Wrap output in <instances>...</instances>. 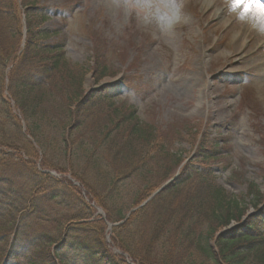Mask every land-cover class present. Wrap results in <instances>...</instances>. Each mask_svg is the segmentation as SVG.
<instances>
[{
	"label": "trees",
	"instance_id": "16d2710c",
	"mask_svg": "<svg viewBox=\"0 0 264 264\" xmlns=\"http://www.w3.org/2000/svg\"><path fill=\"white\" fill-rule=\"evenodd\" d=\"M38 1L0 0V264H127L111 252L106 221H124L112 244L137 264H264V193L250 185L249 213L218 185L220 154L202 124L160 130L115 100V84L85 90L107 65L99 52L89 69L72 62ZM177 144L195 149L185 163ZM45 171L71 173L106 220Z\"/></svg>",
	"mask_w": 264,
	"mask_h": 264
},
{
	"label": "rangeland",
	"instance_id": "374dc122",
	"mask_svg": "<svg viewBox=\"0 0 264 264\" xmlns=\"http://www.w3.org/2000/svg\"><path fill=\"white\" fill-rule=\"evenodd\" d=\"M38 4L49 18L45 28L56 33L52 42L61 43L72 62L89 69L99 52L107 65L108 77L96 84L88 75L86 89L115 84V100L133 106L143 121L160 130L202 124L220 154L212 164L218 185L229 195L242 197L254 211L250 185L264 193V39L252 41L257 31L228 11V0ZM175 5L180 6V20L168 27ZM175 151L188 159L195 149L177 144ZM77 164L82 169L85 158ZM59 174H54L59 180L73 181L71 173ZM76 186L100 217L102 210L91 195ZM45 209L50 216L59 212L49 205ZM113 238L110 230L107 242L119 256L112 248Z\"/></svg>",
	"mask_w": 264,
	"mask_h": 264
},
{
	"label": "clouds",
	"instance_id": "9594fccd",
	"mask_svg": "<svg viewBox=\"0 0 264 264\" xmlns=\"http://www.w3.org/2000/svg\"><path fill=\"white\" fill-rule=\"evenodd\" d=\"M179 7V5H175V18L168 22V27L179 22ZM228 11L237 20L249 24L251 28L264 35V6H261L257 0H228Z\"/></svg>",
	"mask_w": 264,
	"mask_h": 264
},
{
	"label": "bare ground",
	"instance_id": "6f19581e",
	"mask_svg": "<svg viewBox=\"0 0 264 264\" xmlns=\"http://www.w3.org/2000/svg\"><path fill=\"white\" fill-rule=\"evenodd\" d=\"M260 1H262V0H260ZM258 32V31H257ZM256 32V36L255 37H253L252 38V36H253V34H251V33H249L248 31L246 32V34H249V35H246L247 37H250V38H252V41H260V40H262V39H264V37L263 38H261L262 37V34H260L259 32L257 33ZM239 61V60H238Z\"/></svg>",
	"mask_w": 264,
	"mask_h": 264
},
{
	"label": "snow or ice",
	"instance_id": "6c2138e0",
	"mask_svg": "<svg viewBox=\"0 0 264 264\" xmlns=\"http://www.w3.org/2000/svg\"><path fill=\"white\" fill-rule=\"evenodd\" d=\"M258 3L261 4V6H264V3H261L260 0H257Z\"/></svg>",
	"mask_w": 264,
	"mask_h": 264
}]
</instances>
